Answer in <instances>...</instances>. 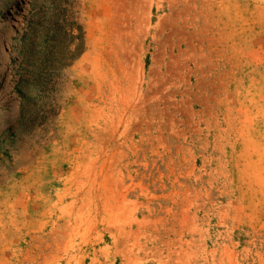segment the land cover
I'll return each mask as SVG.
<instances>
[{"label":"rangeland","instance_id":"1","mask_svg":"<svg viewBox=\"0 0 264 264\" xmlns=\"http://www.w3.org/2000/svg\"><path fill=\"white\" fill-rule=\"evenodd\" d=\"M0 264H264V0H0Z\"/></svg>","mask_w":264,"mask_h":264},{"label":"bare ground","instance_id":"2","mask_svg":"<svg viewBox=\"0 0 264 264\" xmlns=\"http://www.w3.org/2000/svg\"><path fill=\"white\" fill-rule=\"evenodd\" d=\"M5 127V126H4ZM3 125L0 126V131L3 132L2 130L4 129Z\"/></svg>","mask_w":264,"mask_h":264}]
</instances>
